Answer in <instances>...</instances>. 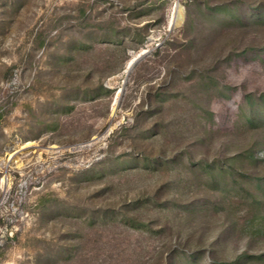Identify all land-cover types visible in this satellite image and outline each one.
Segmentation results:
<instances>
[{"label": "rangeland", "instance_id": "obj_1", "mask_svg": "<svg viewBox=\"0 0 264 264\" xmlns=\"http://www.w3.org/2000/svg\"><path fill=\"white\" fill-rule=\"evenodd\" d=\"M209 259L264 264V0H0V264Z\"/></svg>", "mask_w": 264, "mask_h": 264}, {"label": "trees", "instance_id": "obj_2", "mask_svg": "<svg viewBox=\"0 0 264 264\" xmlns=\"http://www.w3.org/2000/svg\"><path fill=\"white\" fill-rule=\"evenodd\" d=\"M221 14H225L226 16H229V15H231V11H222ZM255 116L258 117V116H259L258 113L255 114ZM259 180H261V179H259ZM261 182H262V181H261ZM259 188L262 189L263 186L260 184V185H259ZM195 258H196V255H194V254L191 255V259H195ZM209 261H210L211 264H215V261H214V260L209 259Z\"/></svg>", "mask_w": 264, "mask_h": 264}, {"label": "bare ground", "instance_id": "obj_3", "mask_svg": "<svg viewBox=\"0 0 264 264\" xmlns=\"http://www.w3.org/2000/svg\"><path fill=\"white\" fill-rule=\"evenodd\" d=\"M181 17H182V14L180 13V11H177V13L175 14V17H174V21L179 22Z\"/></svg>", "mask_w": 264, "mask_h": 264}]
</instances>
